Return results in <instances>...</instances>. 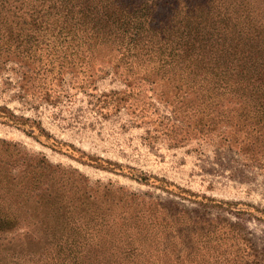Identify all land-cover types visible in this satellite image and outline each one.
Wrapping results in <instances>:
<instances>
[{
  "label": "rangeland",
  "instance_id": "obj_1",
  "mask_svg": "<svg viewBox=\"0 0 264 264\" xmlns=\"http://www.w3.org/2000/svg\"><path fill=\"white\" fill-rule=\"evenodd\" d=\"M112 50L0 49V264H264V128Z\"/></svg>",
  "mask_w": 264,
  "mask_h": 264
},
{
  "label": "trees",
  "instance_id": "obj_2",
  "mask_svg": "<svg viewBox=\"0 0 264 264\" xmlns=\"http://www.w3.org/2000/svg\"><path fill=\"white\" fill-rule=\"evenodd\" d=\"M44 47L112 48L145 80L204 86L210 103H244L249 128H264V0H0V49ZM18 221L0 209V231Z\"/></svg>",
  "mask_w": 264,
  "mask_h": 264
}]
</instances>
